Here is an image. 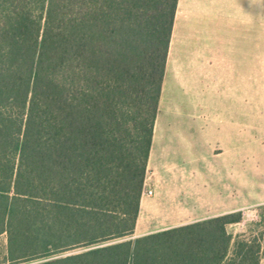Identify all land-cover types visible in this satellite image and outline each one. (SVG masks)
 Listing matches in <instances>:
<instances>
[{
    "label": "trees",
    "instance_id": "1",
    "mask_svg": "<svg viewBox=\"0 0 264 264\" xmlns=\"http://www.w3.org/2000/svg\"><path fill=\"white\" fill-rule=\"evenodd\" d=\"M177 5L0 0L1 264H261L242 211L105 244L136 228Z\"/></svg>",
    "mask_w": 264,
    "mask_h": 264
},
{
    "label": "crops",
    "instance_id": "2",
    "mask_svg": "<svg viewBox=\"0 0 264 264\" xmlns=\"http://www.w3.org/2000/svg\"><path fill=\"white\" fill-rule=\"evenodd\" d=\"M176 46L179 59L172 60ZM254 69L264 76V0H178L133 239L252 206L238 204L230 185V149L236 143L238 101L243 114L252 98ZM173 81L181 91L175 110L164 100ZM157 144L168 171L164 180L154 163ZM179 160L187 170L179 171ZM150 189L153 194H145Z\"/></svg>",
    "mask_w": 264,
    "mask_h": 264
},
{
    "label": "rangeland",
    "instance_id": "3",
    "mask_svg": "<svg viewBox=\"0 0 264 264\" xmlns=\"http://www.w3.org/2000/svg\"><path fill=\"white\" fill-rule=\"evenodd\" d=\"M195 30V28H190ZM192 34L191 43L195 44V31ZM180 53H177V46L172 60L179 59ZM180 85L175 83H168L166 86L164 100L169 102V108L175 110L179 104ZM171 103V104H170ZM166 103L164 106H167ZM167 106V107H168ZM165 107V108H167ZM239 114L237 116V129H236V143L231 145L230 149V166L232 172V179L230 185L232 189L235 187L238 204H246L249 206L244 209L243 221L237 226L229 228L234 241L241 238H253L259 236L264 231V76H258L256 69H254V77L252 84V98H247L246 106L243 114H241L240 101H238ZM164 114L161 116L160 123H165ZM243 122V125L240 124ZM163 148L158 144L155 147V161L159 165L160 177L162 180L168 174L166 164L163 157H160V152ZM221 165L220 162L215 164ZM180 166L179 171L182 169L187 170V165L178 161ZM205 165H208L205 163ZM224 181L219 180V187H223ZM231 189V190H232ZM255 204V205H254ZM134 234L122 239L109 241L105 244L114 243L122 240L133 239ZM7 239L6 235L0 237V264L4 262L6 255ZM86 250V248L76 249L60 256L67 254L77 253ZM29 264V263H23ZM261 264H264V257Z\"/></svg>",
    "mask_w": 264,
    "mask_h": 264
},
{
    "label": "built area",
    "instance_id": "4",
    "mask_svg": "<svg viewBox=\"0 0 264 264\" xmlns=\"http://www.w3.org/2000/svg\"><path fill=\"white\" fill-rule=\"evenodd\" d=\"M145 194H147V195H152V194H153V191L150 189V190H148L147 192L145 191Z\"/></svg>",
    "mask_w": 264,
    "mask_h": 264
}]
</instances>
